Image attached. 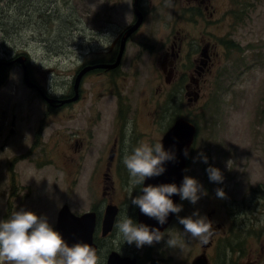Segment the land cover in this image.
<instances>
[{
    "label": "rangeland",
    "instance_id": "374dc122",
    "mask_svg": "<svg viewBox=\"0 0 264 264\" xmlns=\"http://www.w3.org/2000/svg\"><path fill=\"white\" fill-rule=\"evenodd\" d=\"M245 2L248 10L242 12L232 0H220L214 23L204 22V27L178 23V30L190 36L203 31L206 40L213 35L221 42L234 41L227 50L219 48L217 65L197 103L188 102L181 86L166 95V75L157 53L150 58L155 70L141 64L128 71L134 55L129 56L124 74L130 73L133 80L127 75L119 85L115 81L112 85L105 77L88 78L83 84L86 98L59 112L25 84L19 64L8 67L0 87V221L23 209L46 218L55 229L65 204L76 215L100 214L110 200L123 208L122 217L134 220V205L126 191L130 177L122 163L125 150L130 153L141 142L162 143L174 122L185 118L197 126L186 176L195 178L207 195L194 205L181 200L178 215L198 212L207 217L213 223L208 243L185 234L176 215L159 243L138 248L120 238L112 247L139 255V264H192L203 255L208 264H264V0ZM132 8L130 2L120 5L119 0H0V61L29 56L32 78L41 90L50 98L66 95L86 54L105 51L130 19ZM156 9V16L160 15L156 21L178 19L171 6ZM158 28L155 22L152 30ZM142 62L147 63L146 56ZM113 91L120 92L130 110L120 120L121 127ZM14 116L16 135L13 144L6 146ZM115 138L121 142L124 138V145L116 149L117 162L108 171ZM76 139L84 146H77ZM21 152L25 159L13 169ZM202 157H207V163ZM209 166L220 170L222 183L210 181ZM218 188L226 198L217 197ZM169 236L178 237L182 247L168 248ZM96 237L100 264H104L102 229Z\"/></svg>",
    "mask_w": 264,
    "mask_h": 264
},
{
    "label": "flooded vegetation",
    "instance_id": "af4514ba",
    "mask_svg": "<svg viewBox=\"0 0 264 264\" xmlns=\"http://www.w3.org/2000/svg\"><path fill=\"white\" fill-rule=\"evenodd\" d=\"M127 1L130 2L131 5L133 6L130 19H127L126 23L122 25L121 28H119L115 38L111 42L110 46H108L105 49V51L102 52L91 51L90 53L86 54L87 59L84 63H82L79 66L78 72L75 73L73 87L70 88L69 93L66 95L53 97L55 99V102L53 105L50 106L53 108L55 112H59L61 109L68 108L69 106H74L86 98L85 96H83V84L86 82L85 80H87L88 78L105 77L107 83H111L112 85L114 81L116 85H119L118 82L121 81L122 79H125L127 75L131 76L133 80L134 78L130 73L124 74V69H125L124 66L131 54L134 56L129 60L130 68L128 69V71L130 70L134 71L139 69L141 64L144 65L146 69L147 68L150 69L154 67V63L150 62V58L153 53L155 54L157 53L160 55L159 63L161 62L160 64L162 71L166 75V83L168 87L167 91L165 92L166 95H172L174 86H181L184 88L183 91H185L189 103L191 101L192 103H195L196 99H198L199 102L200 99H202L203 86L206 83L207 78L212 74L213 69L217 65L216 57L218 56L219 48L221 47L222 49L224 47L225 50H227L228 45H233L234 41L228 40L221 42L219 36L215 37L213 35L210 36L209 38L210 41H209L205 39L203 31H200V33H198V36L196 37L190 36V34L184 31L183 29L178 30V23L189 22V23L197 24L198 27H204L203 26L204 22H208V24L214 23L215 17L219 10L220 0H119L120 5L125 4ZM222 1L224 2V0ZM170 6L174 8L173 11L171 12L172 14H175L176 11H178V19L176 20V22H173L171 18H168L166 20V17L163 18L164 20L156 21L155 19L160 16L158 14L156 16L157 13L156 8L157 7L165 8ZM176 7H178L179 9H176ZM140 17H142L141 26L133 33H130L131 30L135 27ZM155 22L159 24L158 32H156V30L154 31L152 30L154 28ZM140 38L143 40L142 42H139ZM122 50H123L122 61L120 66H118L117 68L110 69V68L96 67L102 65H106V66L114 65L118 60V57ZM145 56L147 58L146 64L145 62H142V59H144ZM190 56H196V57H193L188 62V58H190ZM22 57H24L26 60L25 64L28 67V73L30 75L32 82L36 84L38 88H41V86L37 82H35L32 78L33 68L31 65L30 57L25 54H22L21 56H17L13 58V60L22 59ZM20 66L24 71V67L22 65ZM91 67H96V68L91 69L90 71L85 73V75L82 77V82L77 92L75 89L76 79L83 70ZM7 68H8L7 66L1 67L2 78H4ZM188 68L191 69L192 72H189ZM152 69L155 70L156 65L155 68ZM155 78L156 76H153V79ZM112 88L113 87L109 89ZM33 90L39 92V90L36 88H33ZM112 95L117 99L116 119L118 118V123L121 127L122 121L120 120L124 118L126 113H130V110L127 106L125 108V106L123 105L124 98H122L120 92L113 91ZM74 98L77 99L73 102L63 103V101H70L73 100ZM171 99L172 98H169L167 100H171ZM89 110L91 113V109ZM99 118L100 120H102V113H100ZM16 121L17 118L16 116H14L11 122L12 126L10 131V135L11 137L13 136V139L9 137L6 146H8L9 142H11L10 145L13 144L14 142V137L16 135V125H17ZM14 123L15 125L13 126ZM42 131L43 129H41L40 132L38 131L39 135H41ZM123 139L121 142L119 138H115V141L112 143L111 155L113 154V156L111 155L109 156L106 164L108 171H111V168L114 167L115 163L117 162L116 149L120 145L121 146L124 145ZM75 141L77 146H79L80 144L82 145V147L84 146L83 141L81 142L79 141V139H76ZM2 149L4 150L5 148ZM25 156L26 154H22V152L20 153L19 156H17L18 158H16L14 161L15 163H13V169L19 163L24 161ZM187 170H188V163L186 167V172ZM107 175H108L107 173L104 174V177L107 178ZM123 185H126L125 180L123 181ZM139 189L140 186H137L136 187L137 195L141 194ZM109 206H116L118 208V211L111 231L105 236L103 235L102 232V237L104 242L103 247L106 248V257L104 258V264H109L110 256L114 252L119 253L122 257H130L132 259H136L137 264H139L140 263L139 255L137 254L126 255L125 253L121 252L122 250L120 248L112 247V243H115L117 239V229L115 227V224L119 219L122 218V213H123V208H121L120 205L114 204L112 200L107 202L104 210H102L100 214L97 213L96 211H91V212H95L97 215L95 242L98 245V254L101 251V247L97 242L96 236L99 228L102 229L103 227V221L106 216L107 208ZM133 212L135 216L134 222L138 223L139 208L137 206H134ZM175 218H176V214L174 215V218L170 223L169 227L174 224ZM56 227L57 225L55 226V230ZM168 228L166 229V231L168 230ZM166 231L163 233V235L166 233ZM151 249L152 248H149V250ZM204 256L205 255L197 256L193 260L192 264H198L197 263L198 260H203L205 258Z\"/></svg>",
    "mask_w": 264,
    "mask_h": 264
},
{
    "label": "clouds",
    "instance_id": "9594fccd",
    "mask_svg": "<svg viewBox=\"0 0 264 264\" xmlns=\"http://www.w3.org/2000/svg\"><path fill=\"white\" fill-rule=\"evenodd\" d=\"M131 132L132 123L129 122L126 133L130 136ZM173 158V154L165 151L161 142H141L130 153L125 150L122 163L130 177L126 191L131 204L160 225L167 222L170 213L176 214L185 234L202 244H207L212 235L213 223L198 212L180 217L178 214L183 206L171 199L173 195H179L181 200H188L194 205L202 195H207L206 190L195 178L185 176L179 187L174 183L144 186L146 178L163 174L164 163ZM202 159L207 163V157ZM206 171L210 181L223 182L222 173L218 168L209 166ZM137 186H140L141 194L133 196ZM216 195L220 199L226 198L225 192L220 188L216 190ZM115 227L118 240L122 238L123 242L128 244L135 243L138 248L151 246L164 239L158 228L136 223L127 215L119 219ZM166 245L172 249L182 247L181 241L175 236H169ZM0 264H100V257L86 242L69 245L46 218L21 209L14 212L9 219L0 221Z\"/></svg>",
    "mask_w": 264,
    "mask_h": 264
},
{
    "label": "water",
    "instance_id": "95a60500",
    "mask_svg": "<svg viewBox=\"0 0 264 264\" xmlns=\"http://www.w3.org/2000/svg\"><path fill=\"white\" fill-rule=\"evenodd\" d=\"M142 24V17L138 20L135 27L131 30L130 33L136 31ZM123 56V50L121 51L118 60L114 65L111 66H96L103 68H117L120 66ZM26 60L24 57L22 59H16L12 61H0V87L2 86L1 78V67L7 66L10 67L14 64H20L24 67V81L29 88H36L39 90L41 96L48 102L49 105H53L55 102L54 98L47 96L45 91H42L41 88H38L30 78L28 73V67L25 64ZM96 67H91L83 70L75 82V89L78 92L82 77ZM169 82V81H168ZM77 98H74L70 101H63V103H69L75 101ZM198 102V99L195 100ZM15 123L13 124V126ZM197 135V126L191 121L185 118H179L175 121L173 126L166 132L162 139V145L165 151L173 154L174 158L172 160L166 161L164 163L165 171L159 176H154L151 178H146L144 186L149 184L151 185H160V184H171L174 183L179 187L182 184L184 177L186 176V167L188 159L191 154L192 147L194 145ZM187 153V155H185ZM113 156V154L111 155ZM173 202L179 204L180 197L179 195H173L171 197ZM118 208L116 206H109L106 211V216L103 221L102 232L103 235H107L113 226L115 217L117 215ZM175 214H169L167 222L164 225H160L155 219H152L141 213L139 209L138 213V223L146 224L152 228H158L160 232L164 233L172 222ZM97 226V215L95 212H87L82 215H76L73 213L68 205H65L58 215L57 227L56 230L61 233L65 241L72 245L76 242H86L91 247H93L98 254V245L95 242V231ZM200 261V262H199ZM198 264H207L206 259L198 260ZM109 264H137L136 259L130 257H122L119 253L114 252L110 256Z\"/></svg>",
    "mask_w": 264,
    "mask_h": 264
},
{
    "label": "trees",
    "instance_id": "16d2710c",
    "mask_svg": "<svg viewBox=\"0 0 264 264\" xmlns=\"http://www.w3.org/2000/svg\"><path fill=\"white\" fill-rule=\"evenodd\" d=\"M234 4H239L240 6V10H242V12L248 10V8H246V5L249 4V2H245L247 0H232ZM241 12V11H240ZM232 47V45H228V49Z\"/></svg>",
    "mask_w": 264,
    "mask_h": 264
}]
</instances>
